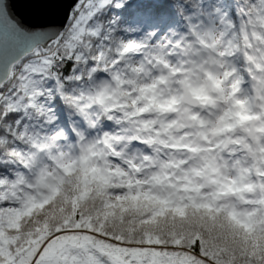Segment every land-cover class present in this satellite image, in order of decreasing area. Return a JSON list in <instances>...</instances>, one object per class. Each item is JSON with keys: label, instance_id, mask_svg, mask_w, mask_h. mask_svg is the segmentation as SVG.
I'll return each mask as SVG.
<instances>
[{"label": "snow or ice", "instance_id": "snow-or-ice-1", "mask_svg": "<svg viewBox=\"0 0 264 264\" xmlns=\"http://www.w3.org/2000/svg\"><path fill=\"white\" fill-rule=\"evenodd\" d=\"M0 264H264V0H0Z\"/></svg>", "mask_w": 264, "mask_h": 264}]
</instances>
